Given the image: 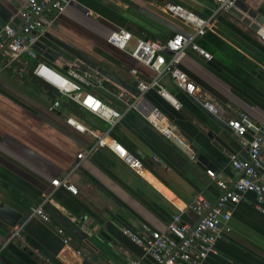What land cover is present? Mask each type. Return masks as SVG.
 Wrapping results in <instances>:
<instances>
[{
    "label": "crops",
    "instance_id": "crops-1",
    "mask_svg": "<svg viewBox=\"0 0 264 264\" xmlns=\"http://www.w3.org/2000/svg\"><path fill=\"white\" fill-rule=\"evenodd\" d=\"M0 1L21 20L25 0ZM163 2L179 3L201 17L214 11L212 3L199 0H74L49 31L92 65L61 57L49 61L34 53V58L21 55L0 69V202L19 214L13 226L0 220V264H124V256L137 257L141 250L122 228L136 233L161 230L174 211L193 224L197 216L188 207L193 197L218 196L207 171L231 182L239 174L230 159L248 161V137L220 127L198 107L210 102L214 111L209 112L225 124L238 112L264 122V43L227 11L217 12L204 34L195 38L211 59L187 51L179 64L195 87L191 95L178 91L167 75L159 78L179 108L152 89L131 108L116 96L118 91L126 92L132 101L136 95L127 88H134L130 68L143 81L153 72L108 44L111 31L130 30L129 48L137 37L162 39L174 32H191L159 10ZM40 60L64 75V66L75 63L99 81L100 86L90 92L122 114L107 136L141 161L140 173L105 147L76 158L92 139L67 126L62 114L75 116L99 133L106 131L107 124L36 77L32 71ZM54 100L61 107L51 112L47 106ZM152 108L194 144V160L145 120L142 115ZM199 155L207 165L196 162ZM66 173L75 194L52 186L53 179ZM40 202L47 222L31 215ZM226 227L202 264H264V216L253 207L252 193L243 194L232 206ZM16 228L18 236H12ZM64 236L69 240L63 242Z\"/></svg>",
    "mask_w": 264,
    "mask_h": 264
},
{
    "label": "built area",
    "instance_id": "built-area-1",
    "mask_svg": "<svg viewBox=\"0 0 264 264\" xmlns=\"http://www.w3.org/2000/svg\"><path fill=\"white\" fill-rule=\"evenodd\" d=\"M72 1L74 0H25L20 7L21 20L16 27L17 31L8 25H4L1 29L0 69L21 55L34 58L35 54L30 49V45L35 36L31 33L51 27L57 15L64 10L66 4ZM199 1L212 3L213 13L207 17H201L181 4L172 2H163L158 6L162 13L189 28L190 33L174 32L162 39L137 37L130 48L128 43L132 34L127 28L115 29L107 35L108 44L126 52L153 72L149 80L143 81L137 79L135 68L129 69V74L134 78V88L137 94L130 101L126 92L116 93L127 108L135 107L139 96L149 89L154 90L175 109L179 108V104L159 84V78L162 75H167L177 90L186 95H191L195 91L193 83L180 69L179 64L187 51L198 55L203 60L211 59V54L195 38L204 34L217 12L234 7L236 0ZM244 1L259 2L261 0ZM255 33L264 43V28L260 26ZM163 53L167 55L164 56ZM66 68L67 74L64 75L54 71L43 62H37L32 73L54 88L61 96L75 102L81 109L107 124L106 131L99 133L80 122L75 116L62 114L63 122L67 126L92 139L91 145L85 151L76 154V158L81 160L95 148L105 147L125 166L140 173L141 161L115 139L107 136L109 129L121 118L122 114L104 104L90 92L93 87L100 86L99 81L89 71L79 69L75 63ZM202 105L207 110L214 111L210 102L203 101ZM60 107V102L54 100L47 106V110L55 112ZM142 116L162 136L172 141L187 158L195 159L194 144L182 138L158 109L152 108ZM226 126L236 134L248 135L246 141L248 161L230 159L231 167L239 175L233 181L225 182L219 179L214 172L207 171L209 179L218 188V196L214 200H208L200 194L193 197L188 205L197 216L193 224L183 221L179 213H173L161 230H144L146 232L136 233L128 228H122L123 234L141 250V255L137 257L124 256V264H202L207 254L212 252V246L219 238L220 231L223 227L227 229L226 222L230 218L232 206L247 192L253 194L255 210L264 216V122H256L247 113L238 112L226 120ZM152 160L156 158L153 157ZM67 174L53 179L52 186L62 187L69 193L75 194L76 188L68 182ZM42 202L32 208L31 215L47 222L48 216L42 208ZM57 231L62 233L60 229ZM12 236H18V228L14 230ZM62 240L66 242L69 238L64 236Z\"/></svg>",
    "mask_w": 264,
    "mask_h": 264
},
{
    "label": "water",
    "instance_id": "water-1",
    "mask_svg": "<svg viewBox=\"0 0 264 264\" xmlns=\"http://www.w3.org/2000/svg\"><path fill=\"white\" fill-rule=\"evenodd\" d=\"M236 21H238L247 30L254 32L260 27L264 26V0L259 2H246L244 0H236L234 7L226 10ZM20 20L12 16V12L0 1V33L4 25H8L13 30L17 31V25ZM51 27L42 31H33L31 34L35 36L34 41L30 45V49L41 56L42 58L53 61L57 57H61L68 62L79 61L80 63L90 64L92 62L85 58L81 53L74 49L70 44L61 40L56 35L52 34L49 30ZM39 62L42 63L40 60ZM81 65V64H80ZM66 66H64L65 68ZM100 69V68H98ZM101 70V69H100ZM129 90H133L135 94L137 91L127 86ZM198 107L217 125L230 130L226 124L217 118L213 113L209 112L203 105L198 104ZM248 137V135H246ZM198 164H205L206 159L199 155L196 157ZM174 213H177L174 211ZM19 214L12 211L5 203L0 202V220L9 226H13Z\"/></svg>",
    "mask_w": 264,
    "mask_h": 264
}]
</instances>
